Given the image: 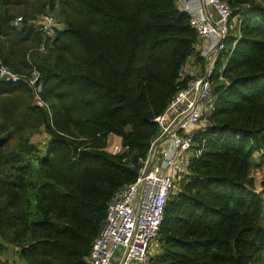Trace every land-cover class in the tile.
<instances>
[{
	"label": "trees",
	"instance_id": "obj_1",
	"mask_svg": "<svg viewBox=\"0 0 264 264\" xmlns=\"http://www.w3.org/2000/svg\"><path fill=\"white\" fill-rule=\"evenodd\" d=\"M225 1L231 51L213 66L200 153L166 202L149 264H264V196L252 175L264 159V0ZM56 4L65 26L43 43L34 24ZM197 44L177 0H0V61L37 71L45 104L29 105L19 126L0 124V264L5 246L19 264H88L109 200L136 180L161 133L155 119L193 79L182 69L201 59ZM12 87L30 94L20 82L0 84V97ZM41 130L49 141L39 149L29 140ZM109 135L119 153L105 150Z\"/></svg>",
	"mask_w": 264,
	"mask_h": 264
},
{
	"label": "built area",
	"instance_id": "obj_2",
	"mask_svg": "<svg viewBox=\"0 0 264 264\" xmlns=\"http://www.w3.org/2000/svg\"><path fill=\"white\" fill-rule=\"evenodd\" d=\"M201 4V12L190 16L198 43L207 44L213 41L210 48L202 49L198 53V57L205 60L207 65L202 75L190 80L172 99L167 110L175 116L173 120L165 124L166 119L163 115L155 119L161 128L156 140L163 139V142L169 140L172 147L171 155L165 160L162 159L164 161L161 169L166 172L171 169L172 175L156 171V167L160 166L156 148L149 171L144 173L148 155L136 180L123 186L109 200L105 220L92 242L86 259L88 264H110L115 257H118L117 264H149V250L151 244L158 240L165 205L176 186V179L178 177L180 180L182 177L181 171H185L188 160L200 153L194 149L197 145L194 139L195 132H181L187 127L199 126L198 130H202L207 126L206 117L211 113L215 99L211 82L213 66L219 59L224 64L231 51L225 46L231 22V9L228 3L225 0H201ZM12 25L20 27L21 17L15 18ZM34 25L35 30L41 33L44 43L54 35L57 23L53 17L41 15ZM18 75L20 74L0 64V84L13 85L25 82L36 99L42 101L40 94L43 83L38 72L33 71L27 80L20 79ZM44 105L42 101L41 105L36 106ZM120 151L121 148L115 153Z\"/></svg>",
	"mask_w": 264,
	"mask_h": 264
},
{
	"label": "rangeland",
	"instance_id": "obj_3",
	"mask_svg": "<svg viewBox=\"0 0 264 264\" xmlns=\"http://www.w3.org/2000/svg\"><path fill=\"white\" fill-rule=\"evenodd\" d=\"M13 7L15 6H10V8H13ZM34 9H37V7H35ZM7 10L8 12L11 13L9 9ZM45 11L46 12L44 15L51 16L56 21L57 28L61 29L63 25L65 26L64 24L65 17L64 15L60 14L61 11L57 4L53 8L46 7ZM19 12H22L20 8H19ZM17 18H20V17H17ZM52 38H53V35L49 37V41H51ZM0 64H2L1 61H0ZM18 76L20 79H24V80L29 79L28 76L24 74H20ZM23 84L27 87L30 94H26V92L20 91L16 87H12L8 94L0 97V124L5 125L7 128H9L12 125V123H16L18 126L22 123L24 117L21 115L24 112H27V107L29 105L36 106V105L42 104V101L39 98L36 99V97L33 95V92L31 88L28 86V84L25 82H23ZM42 90H43V86H42ZM26 130L27 129H25L24 131ZM108 137L109 138L107 141V150L109 151V149L112 146L114 147L113 144H114L115 136L109 135ZM29 141L37 148L42 149L46 145V143L49 141V135L41 130L40 133L33 135ZM115 141L117 142V140ZM7 143H8L9 148L13 147L14 144L16 145V141L14 142L12 138L8 139ZM112 151L114 152V150H110V152ZM260 154H257V155L255 154L253 158V161L255 162V164H258L260 162ZM183 173H184V170L181 171L182 177L180 178V180L184 179L185 177ZM252 173H253L252 174L253 178L259 185L258 191L263 190V196H264V159H263V164L260 166H255ZM187 175L188 174L186 173V176ZM174 176L176 179V174ZM180 180L177 177L176 186H175L176 189H178ZM5 247H6V255L3 254V257L8 258L9 264H19L18 250H16L14 247L12 248L11 246H5ZM150 253H152V255H154L155 253H160V248L158 246V243L157 244L156 242L154 243L152 250H150Z\"/></svg>",
	"mask_w": 264,
	"mask_h": 264
},
{
	"label": "crops",
	"instance_id": "obj_4",
	"mask_svg": "<svg viewBox=\"0 0 264 264\" xmlns=\"http://www.w3.org/2000/svg\"><path fill=\"white\" fill-rule=\"evenodd\" d=\"M177 6L180 10H184L186 11L188 14H194V13H200L201 10H202V4H201V0H178L177 1ZM236 23V18L232 19L231 22H230V26H231V29H233L234 27V24ZM212 43L213 41L205 44L204 42H200L198 43L196 46H195V53L198 55V53L200 52V50L202 49H208L212 46ZM195 56V55H193ZM190 57L189 60H187L185 66L183 67L182 69V75L183 76H191L192 78H195L197 76H200L202 75V73L204 72V68L206 67L207 65V62L205 60H201V59H196L195 57ZM198 57V56H197ZM163 116L165 117L166 121H165V124H168L170 121L173 120V118L175 116L171 115L170 112L168 110L165 111V113L163 114ZM199 126L193 128V127H187L184 131H182L181 133H192V132H196V130H198ZM115 136V135H114ZM109 138V137H108ZM115 140H117V142L114 140V147L112 146L109 151L107 150V145H106V151H108L109 153H115V151L117 149H120L121 148V139L117 136L114 137ZM108 141V140H107ZM158 152H157V156L159 158L158 160V164L160 165L159 167H156V171L158 173H165L167 175H172V171L170 169V171L166 172L165 170L161 169V165H162V162L168 158V156L171 155L172 153V147L170 145V141L167 140L163 143H161L158 147ZM110 150H114V152H110ZM164 158V160H162ZM183 175L185 177L186 176V171H184ZM184 177V178H185ZM175 189V188H174ZM155 242H153L151 244V247H150V250H152V247L154 245ZM157 244V242H156ZM150 250H149V255H150V258L154 255H152V253H150ZM118 263V257H115L114 259H112V261L110 262V264H117Z\"/></svg>",
	"mask_w": 264,
	"mask_h": 264
},
{
	"label": "water",
	"instance_id": "obj_5",
	"mask_svg": "<svg viewBox=\"0 0 264 264\" xmlns=\"http://www.w3.org/2000/svg\"><path fill=\"white\" fill-rule=\"evenodd\" d=\"M163 142V139H160V140H156L152 146H151V150H150V153H149V157H148V162H147V165L145 166V169H144V173L146 174L148 171H149V166H150V163H151V160H152V157H153V154L155 152V149L160 145V143ZM0 244H2V240L0 239Z\"/></svg>",
	"mask_w": 264,
	"mask_h": 264
},
{
	"label": "clouds",
	"instance_id": "obj_6",
	"mask_svg": "<svg viewBox=\"0 0 264 264\" xmlns=\"http://www.w3.org/2000/svg\"><path fill=\"white\" fill-rule=\"evenodd\" d=\"M155 141H156V139H155ZM155 141H154V142H155Z\"/></svg>",
	"mask_w": 264,
	"mask_h": 264
}]
</instances>
